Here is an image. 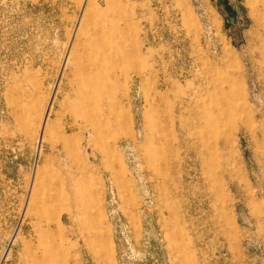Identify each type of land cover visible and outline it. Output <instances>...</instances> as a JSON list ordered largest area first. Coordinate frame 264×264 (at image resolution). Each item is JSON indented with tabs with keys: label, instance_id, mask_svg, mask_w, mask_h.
Wrapping results in <instances>:
<instances>
[{
	"label": "rangeland",
	"instance_id": "1",
	"mask_svg": "<svg viewBox=\"0 0 264 264\" xmlns=\"http://www.w3.org/2000/svg\"><path fill=\"white\" fill-rule=\"evenodd\" d=\"M0 264H264V0H0Z\"/></svg>",
	"mask_w": 264,
	"mask_h": 264
},
{
	"label": "bare ground",
	"instance_id": "2",
	"mask_svg": "<svg viewBox=\"0 0 264 264\" xmlns=\"http://www.w3.org/2000/svg\"><path fill=\"white\" fill-rule=\"evenodd\" d=\"M74 52V51H73ZM113 79V78H112ZM245 107V106H244ZM243 110V109H242ZM238 113V112H237ZM246 113V112H245ZM229 117V116H228ZM163 151V150H162ZM210 157V156H209ZM41 200V199H40ZM37 205V204H36ZM99 231V230H98Z\"/></svg>",
	"mask_w": 264,
	"mask_h": 264
}]
</instances>
